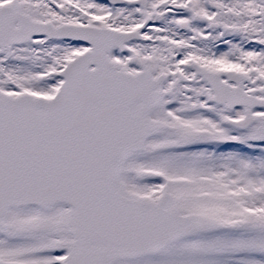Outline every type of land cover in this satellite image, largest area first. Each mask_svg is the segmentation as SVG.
<instances>
[{
  "label": "snow or ice",
  "instance_id": "6c2138e0",
  "mask_svg": "<svg viewBox=\"0 0 264 264\" xmlns=\"http://www.w3.org/2000/svg\"><path fill=\"white\" fill-rule=\"evenodd\" d=\"M0 264H264V0H0Z\"/></svg>",
  "mask_w": 264,
  "mask_h": 264
}]
</instances>
